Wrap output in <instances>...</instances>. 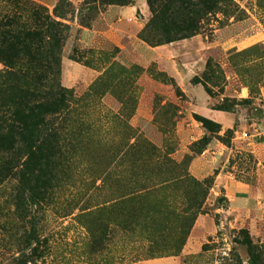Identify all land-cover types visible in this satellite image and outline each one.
I'll return each mask as SVG.
<instances>
[{"label": "rangeland", "instance_id": "obj_1", "mask_svg": "<svg viewBox=\"0 0 264 264\" xmlns=\"http://www.w3.org/2000/svg\"><path fill=\"white\" fill-rule=\"evenodd\" d=\"M234 2L171 42L141 37L149 0L69 21L40 84L52 95L19 89L0 108V264L25 258L21 244L37 249L27 264L264 260V0ZM19 129L46 135L30 159ZM231 177L256 187L246 208Z\"/></svg>", "mask_w": 264, "mask_h": 264}, {"label": "trees", "instance_id": "obj_2", "mask_svg": "<svg viewBox=\"0 0 264 264\" xmlns=\"http://www.w3.org/2000/svg\"><path fill=\"white\" fill-rule=\"evenodd\" d=\"M131 2L132 0H84L81 6H75L71 0H58L51 12L49 7L35 0H0V62L5 65L0 73V88L5 86L0 89V108L5 106L4 102L14 100L15 92L19 89L30 92L29 99L52 95L51 91L41 89L40 84L45 78V66L49 65L53 75L59 72L63 42L68 39L71 30L69 21L77 18L81 25L90 27L86 18H90L101 7L125 6ZM149 5L152 18L141 31V37L153 42L152 31H159L164 41L160 38L158 43L193 36L203 28L209 15L218 12L232 14L237 7L234 0H149ZM202 121L209 122L204 117ZM19 130L28 144L30 159L34 151L44 145L46 135L38 129ZM34 131L38 132L33 133ZM42 135L43 141L37 144ZM25 184L30 183L26 181ZM19 209L30 215L34 213L33 205L27 203L22 193ZM192 227L193 222L186 229L176 251L182 249ZM20 246L25 258H19L17 264H27L31 260L28 253H34L37 249L29 244ZM154 246L156 245L152 243L146 249L147 254L152 257H155L152 252ZM260 253L264 254V243L260 245ZM255 257L257 258L249 264H264V260L258 259V254Z\"/></svg>", "mask_w": 264, "mask_h": 264}, {"label": "crops", "instance_id": "obj_3", "mask_svg": "<svg viewBox=\"0 0 264 264\" xmlns=\"http://www.w3.org/2000/svg\"><path fill=\"white\" fill-rule=\"evenodd\" d=\"M40 2L45 3L46 5H53L56 0H38ZM227 187H228V196L231 199V205L233 208H240L237 207L238 203H244L245 208L247 204L251 202V199L256 196V187H253L252 184L245 182L243 180L235 179L231 177L227 180ZM257 193V192H256ZM239 205V204H238Z\"/></svg>", "mask_w": 264, "mask_h": 264}]
</instances>
